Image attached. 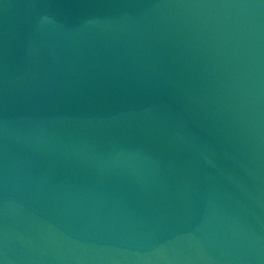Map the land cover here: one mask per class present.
<instances>
[{
	"label": "water",
	"instance_id": "95a60500",
	"mask_svg": "<svg viewBox=\"0 0 264 264\" xmlns=\"http://www.w3.org/2000/svg\"><path fill=\"white\" fill-rule=\"evenodd\" d=\"M0 264H264V0H0Z\"/></svg>",
	"mask_w": 264,
	"mask_h": 264
}]
</instances>
